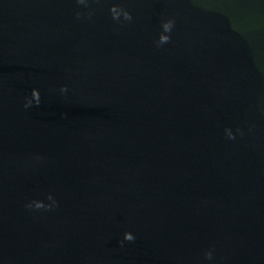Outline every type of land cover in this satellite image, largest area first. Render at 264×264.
<instances>
[{
  "label": "water",
  "instance_id": "95a60500",
  "mask_svg": "<svg viewBox=\"0 0 264 264\" xmlns=\"http://www.w3.org/2000/svg\"><path fill=\"white\" fill-rule=\"evenodd\" d=\"M0 264H264V0H0Z\"/></svg>",
  "mask_w": 264,
  "mask_h": 264
},
{
  "label": "clouds",
  "instance_id": "9594fccd",
  "mask_svg": "<svg viewBox=\"0 0 264 264\" xmlns=\"http://www.w3.org/2000/svg\"><path fill=\"white\" fill-rule=\"evenodd\" d=\"M77 3L85 4L86 0H77ZM109 11L111 12L113 20H119L120 17H121V13H122L123 19L125 21H131L132 20V15L127 10H125L123 8H120V7H117V6L113 5L110 8ZM76 16H77V18H79L81 16V13L77 12ZM173 26H174V21L171 20V19L162 22L161 27L163 29V33H170L172 28H173ZM170 39H171V37L169 35L160 34L159 39L156 42L157 46H160V45L168 43L170 41ZM60 91L62 93L67 92V88L66 87H62L60 89ZM31 95H32V97H33V99L35 101V104L39 105V103H40V93H38L36 89H32ZM32 103H33V100H26V103H25L24 107L28 108V107H30L32 105ZM228 138L229 139H235V137L233 135H229ZM48 199L53 200L51 195L48 196ZM53 204H55L54 200H53ZM26 207H29V208H33L34 207L35 209H42V208L46 209V208H48L50 206L45 205V204L40 203V202H35V203H31V204L26 205ZM124 240L131 242V241L135 240V237H134V235L131 232H125L124 233ZM205 256H206L207 259H211L212 258V252L211 251L206 252Z\"/></svg>",
  "mask_w": 264,
  "mask_h": 264
}]
</instances>
